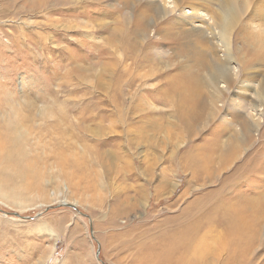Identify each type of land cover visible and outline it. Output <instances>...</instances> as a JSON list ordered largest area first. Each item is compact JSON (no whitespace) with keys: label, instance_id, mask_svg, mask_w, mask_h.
<instances>
[{"label":"rangeland","instance_id":"1","mask_svg":"<svg viewBox=\"0 0 264 264\" xmlns=\"http://www.w3.org/2000/svg\"><path fill=\"white\" fill-rule=\"evenodd\" d=\"M154 1L0 0V264H264V103L232 108V87L216 120L201 101L177 111L162 86L190 78L187 46L213 53L222 38L187 45L179 13ZM177 2L214 13L223 0ZM238 2L249 12L229 50L263 53L248 73L264 92V0ZM225 210L254 220L250 243L224 239Z\"/></svg>","mask_w":264,"mask_h":264},{"label":"bare ground","instance_id":"2","mask_svg":"<svg viewBox=\"0 0 264 264\" xmlns=\"http://www.w3.org/2000/svg\"><path fill=\"white\" fill-rule=\"evenodd\" d=\"M49 0H32V4L38 7H43L46 3H48ZM62 1V0H61ZM154 1V0H152ZM180 1V0H179ZM208 1V0H207ZM211 1V0H210ZM215 1V0H214ZM238 1L241 0H223V2H221V4L219 5L220 11H217L212 13L213 10H211L210 12H206L203 9V4L202 3H198L197 6H192V5H183V3L179 4L177 2V0H173V6L172 5H167L168 1L167 0H160V5L163 8V12L162 14H173L174 12H178L179 13V18H176L177 21L179 22V26L184 25L182 30H179L181 28H179L177 31L178 34L182 37L181 40H187V45L189 43V40L193 39L194 37L197 38V42L203 43V44H211L213 45L214 43V39L217 38V36H220L222 39V43L223 45H221L220 43H216L215 47H211L209 50L213 51V53L211 52H205L202 48L204 47H200L199 50H197L196 47L192 48L189 46L188 47V55H187V59L190 61H195L194 65H188V68H184V70H187L186 73L190 76V78H185L182 77L183 79H181L180 81H172V80H166V84L165 86H162V90L163 92L166 93V95H168L169 97H171L172 99H177L180 104L178 106L177 111L181 112V114L185 115V117L187 118V113H189L190 111V105L195 104V102H200L201 101V105L203 107V109L205 110V118L206 122H209L215 118L218 117V115H221L220 112V106L219 105L221 102H223V100H225V97L228 94V90H231L232 87L236 88L232 95L228 96V101L230 103V107L235 108V107H240V108H245V104L244 102H242L243 97L247 96L249 93H251V97L254 99L253 103L254 105H256V108H261V106L264 103V95L262 92V89H258L256 88V85L253 83V80L251 79L250 73H248L251 69H255V67L253 65V62L257 61L258 57L260 53L257 54L255 52H253V50L250 51L253 53L249 52V56H244L243 59H238V57H236L235 54L230 53V48L232 46V36H234V32L237 29V27L239 26V24L241 23L240 21L242 20L240 18V16L242 14H240L241 8H244L241 13L243 14H247L249 12V8L242 6V5H238L237 3H239ZM147 2V1H146ZM156 2V1H154ZM218 1H216L217 4ZM245 3V2H244ZM252 3V2H251ZM157 4V3H156ZM158 4V5H159ZM196 4V3H195ZM155 7V5H154ZM159 7V6H158ZM157 7V8H158ZM170 8V9H169ZM252 8V7H251ZM261 15V14H260ZM170 16V15H169ZM253 17V16H252ZM141 19V18H140ZM146 19V18H145ZM145 19H142V21ZM149 19V18H148ZM155 19V18H154ZM159 19V18H157ZM147 20V19H146ZM257 20V19H256ZM151 21V20H150ZM136 22H139L136 21ZM240 22V23H239ZM145 24V23H144ZM175 24V23H174ZM176 25V24H175ZM182 27V26H180ZM242 27V26H241ZM258 30H260V28L262 27L261 25H257L256 26ZM177 28V27H176ZM263 28V27H262ZM242 29V28H241ZM162 30V29H161ZM113 31V30H112ZM219 31V32H218ZM264 31V28H263ZM260 31H258L259 33ZM233 33V34H232ZM256 33V32H255ZM254 33V35H256ZM261 33V32H260ZM259 33V35H260ZM264 33V32H263ZM261 33V34H263ZM236 34V33H235ZM127 35V34H126ZM143 35V34H142ZM240 35V34H239ZM258 35V34H257ZM259 37V42H260V46H262L263 50H264V35H260ZM128 37V36H127ZM254 36H252L253 38ZM256 37V36H255ZM263 37V38H262ZM124 38V36H123ZM126 39V38H125ZM124 39V40H125ZM254 39V38H253ZM257 39V38H256ZM129 40V39H127ZM250 40V39H249ZM255 40V39H254ZM251 41V40H250ZM249 41V45L251 44ZM257 41V40H256ZM130 42V41H129ZM135 43V42H134ZM253 43V42H252ZM192 44V43H191ZM254 44V43H253ZM131 45V44H130ZM209 46V45H208ZM259 46V48H261ZM207 47V46H206ZM133 48V47H132ZM130 49V48H129ZM191 49H194V51H191ZM131 50V49H130ZM230 53V54H229ZM235 53V52H234ZM131 54V53H130ZM239 54V53H238ZM244 55V54H243ZM242 56V55H241ZM149 63V62H148ZM256 63V62H255ZM104 64V63H103ZM116 64V63H115ZM114 64V65H115ZM234 65H238L240 68L244 69L246 68V72L243 73L242 75L238 74V68L234 67ZM105 68V66H104ZM116 68V67H115ZM116 72V71H115ZM243 72V71H242ZM113 73V72H112ZM255 76H253L254 78ZM101 81V80H100ZM119 81V80H118ZM144 81V80H143ZM131 83V82H130ZM221 84H223L221 86ZM145 85V84H144ZM146 87V86H145ZM141 88V87H140ZM233 88V89H234ZM139 89V88H137ZM232 91V90H231ZM174 95V97H173ZM245 99V98H244ZM227 100V99H226ZM243 101H246L243 100ZM251 101V100H250ZM190 105H189V103ZM250 103V102H249ZM224 105V102H223ZM253 105V106H254ZM225 106V105H224ZM175 108V107H174ZM251 110L252 107H250ZM176 109V108H175ZM223 109V108H222ZM231 109V108H230ZM242 110V109H241ZM264 110V109H263ZM176 111V110H175ZM223 111V110H222ZM238 111V110H237ZM245 111V110H244ZM255 114L256 115H260L262 116L260 113L261 109H257V113H256V109H254ZM234 112V111H233ZM240 112V111H239ZM263 112V111H261ZM246 113V112H244ZM248 115L249 112L247 111ZM123 114V113H122ZM191 114H193V112H191ZM232 114V113H231ZM230 114V115H231ZM179 115V114H178ZM239 115V114H237ZM255 115V116H256ZM25 116V115H24ZM23 116V117H24ZM241 116V115H240ZM238 116V117H240ZM244 116V115H243ZM26 117V116H25ZM184 117V116H183ZM224 118L226 116H223ZM228 117V115H227ZM225 118V120L228 122V118ZM233 118V116H232ZM22 119V118H21ZM223 119V118H222ZM236 119V118H235ZM243 119V118H242ZM240 119V120H242ZM246 119V118H245ZM259 119V118H258ZM258 119L253 118L252 121L255 122L254 124H259L261 122L256 121ZM184 120V119H183ZM216 120V119H215ZM214 120V121H215ZM248 120H251L248 119ZM226 122V123H227ZM235 122V121H233ZM243 126H245L244 128L246 130H248V126H249V122L246 120H243ZM20 123V122H19ZM221 123V122H220ZM236 123V122H235ZM234 124V123H233ZM231 123V126L233 125ZM238 125H240V123H238ZM237 125V126H238ZM264 125V124H262ZM260 125V126H262ZM222 126V125H221ZM226 126V125H225ZM20 127V126H19ZM236 127V125H235ZM220 128V127H218ZM227 128V127H226ZM230 128V127H229ZM238 128L243 129L244 128L242 126H239ZM232 130V129H231ZM264 130V129H263ZM224 131V130H222ZM221 131V132H222ZM238 131V130H237ZM236 131V132H237ZM242 131V132H243ZM249 131V130H248ZM251 131V129H250ZM219 132V131H218ZM217 132V134H218ZM232 132V131H230ZM235 132V131H234ZM239 133V132H238ZM216 134V135H217ZM247 134V133H246ZM250 134V132H249ZM221 135V133H220ZM223 135V134H222ZM225 135V134H224ZM1 136V135H0ZM240 136V135H239ZM3 137V136H2ZM7 140L9 141L11 138V135L6 136ZM247 137V135H246ZM215 138V136H214ZM220 138V137H219ZM227 138V137H226ZM243 138V137H242ZM241 138V139H242ZM229 139V136H228ZM2 140V139H1ZM231 140H233V138L231 137ZM6 141V140H5ZM235 141V140H234ZM243 141V139H242ZM245 141V140H244ZM243 141V142H244ZM262 141V140H261ZM229 142V141H228ZM4 142H1L0 144V148L2 147L1 145ZM234 143V142H233ZM237 143V141H236ZM264 143V142H263ZM6 144V142H5ZM220 144V143H219ZM226 144V143H225ZM240 144V142H239ZM235 145V144H234ZM264 145V144H263ZM5 146V145H4ZM3 146V147H4ZM9 146V145H8ZM206 146V145H205ZM217 146V145H216ZM215 146V147H216ZM7 147V146H6ZM239 147V146H238ZM204 148V147H203ZM229 148V147H228ZM227 148V149H228ZM234 148V146H233ZM232 145H231V149ZM9 149V148H7ZM219 149V148H218ZM222 149V146H221ZM235 149V148H234ZM262 149V148H261ZM217 150V149H216ZM223 150V149H222ZM221 150V151H222ZM9 151V150H7ZM215 151V150H214ZM228 151V150H227ZM230 152V151H229ZM236 152V151H235ZM211 153V152H209ZM207 154V153H206ZM213 154V153H212ZM222 154H225L222 153ZM2 155V154H1ZM221 155V153H220ZM229 155V154H228ZM5 156V155H4ZM217 156V155H216ZM230 156L233 158V156L230 153ZM257 156V155H256ZM255 156V157H256ZM208 157V156H207ZM214 157V156H213ZM221 157V156H220ZM225 157V155L223 156V158ZM215 158H218L215 157ZM227 158V157H226ZM229 158V157H228ZM243 158V157H242ZM251 158V157H250ZM261 158V157H260ZM2 159V157H1ZM213 159V158H211ZM3 160V159H2ZM210 159L208 158H203V161L201 162L202 164H204V169L208 170L210 168ZM217 160V159H216ZM228 160V159H227ZM231 160V159H230ZM256 160V159H255ZM197 161V160H196ZM223 161V160H221ZM225 161V160H224ZM223 161V162H224ZM232 161H235L234 159ZM252 161V159H251ZM6 162V160H5ZM213 162V160H212ZM222 162V163H223ZM231 162V161H230ZM259 162H263V160L259 161ZM198 163V161H197ZM229 163V161H228ZM254 163V162H253ZM232 163L228 164L229 166ZM255 164V163H254ZM219 165V164H218ZM227 165V166H228ZM223 166V164L221 165ZM253 166V165H252ZM212 167V164H211ZM224 167V166H223ZM226 168V167H225ZM264 169L263 167H261L259 164L255 165L252 169V171H257V170H261ZM251 171V172H252ZM205 172V171H204ZM250 172V171H249ZM260 172V171H259ZM259 174V173H258ZM262 175V174H261ZM225 190V188H224ZM228 193V192H227ZM221 197V196H220ZM210 199V198H208ZM203 201V200H202ZM226 202V201H225ZM253 202V201H252ZM205 203V202H204ZM207 203V201H206ZM208 204V203H207ZM215 204V203H214ZM213 204V205H214ZM218 205V204H217ZM224 205V204H223ZM242 205V204H241ZM209 206V205H208ZM226 206V207H225ZM225 209L229 208L227 207V205H225ZM230 206V205H229ZM233 206V205H232ZM222 207V206H221ZM234 207V206H233ZM237 207V206H236ZM245 207V206H244ZM211 208V207H210ZM238 208V207H237ZM249 208V207H248ZM218 209V208H217ZM242 209V208H240ZM227 210V209H226ZM225 210V211H226ZM233 210V209H232ZM208 211V210H207ZM237 211V209H236ZM241 211V210H239ZM243 211V210H242ZM241 211V213H243ZM245 211V210H244ZM233 212V211H232ZM246 212V211H245ZM244 212V213H245ZM222 213V212H221ZM226 213L229 215L227 218H225V220H223L222 222L218 223L221 224L224 227V232L226 233L225 238L226 241L228 243H234V245L239 246L240 243L242 242H246V241H250L255 237V235L257 234L256 227L255 228H251V224L253 223L250 222L247 218V216L244 214L242 215H237L231 212H227ZM248 213V212H247ZM200 214V213H199ZM260 214V217H259ZM258 219L256 220V224L258 225L259 223H261L264 220V211H261V213H258ZM224 217V216H222ZM221 217V218H222ZM257 217V216H256ZM247 220V223H246ZM205 223L208 225L209 223H211V225H213L214 223V219H207L205 220ZM216 226V225H215ZM214 227V225H213ZM215 229V228H214ZM197 233V232H196ZM195 233V237H197ZM178 234V233H177ZM177 234H174L175 236ZM184 234V233H183ZM173 235V237H174ZM210 235V234H209ZM180 236V233H179ZM178 236V237H179ZM191 236V235H190ZM217 236V235H216ZM181 237V236H180ZM187 237V236H186ZM193 237V236H192ZM177 238V236H176ZM198 238V237H197ZM175 239V237L173 238ZM182 239V238H181ZM196 239V238H195ZM205 239V238H204ZM208 239V238H207ZM206 239V240H207ZM218 240V239H216ZM223 240V239H222ZM177 241V240H176ZM188 241V239H187ZM185 240V242H187ZM203 241V240H201ZM220 241V239H219ZM224 241V240H223ZM175 242V241H174ZM197 242V241H195ZM200 242V240H199ZM205 242V241H204ZM207 242V241H206ZM249 242V243H250ZM173 243V242H172ZM191 243V242H190ZM218 243V242H217ZM227 243V244H228ZM193 244V242H192ZM203 245V242H200L199 245ZM172 245V244H171ZM182 245V244H181ZM184 245V242H183ZM195 245V244H194ZM221 245V244H220ZM223 245V244H222ZM247 245V244H246ZM191 246V245H190ZM224 246V245H223ZM228 246V245H227ZM182 247V246H181ZM193 247V246H191ZM197 247V245H196ZM195 247V249H196ZM202 247V246H201ZM200 247V249L195 250V252L202 250ZM242 247V246H241ZM185 248V247H184ZM187 248V247H186ZM194 248V247H193ZM204 248V247H203ZM224 248V247H223ZM222 248V249H223ZM231 248H232V244H231ZM230 248V249H231ZM235 248V247H234ZM189 250V248L187 249ZM190 250H192V248H190ZM221 250V249H220ZM236 250V249H235ZM186 251V250H185ZM184 251V252H185ZM218 251V250H217ZM234 251V250H233ZM232 252V251H231ZM238 252V251H237ZM189 253V252H188ZM192 253V252H191ZM194 253V252H193ZM183 255V254H182ZM186 255V254H185ZM195 257V256H194ZM183 261V260H182ZM180 263H182L181 261H179ZM193 262V261H192ZM184 263V261H183ZM186 263V262H185ZM191 263V262H190ZM194 263V262H193Z\"/></svg>","mask_w":264,"mask_h":264},{"label":"water","instance_id":"3","mask_svg":"<svg viewBox=\"0 0 264 264\" xmlns=\"http://www.w3.org/2000/svg\"><path fill=\"white\" fill-rule=\"evenodd\" d=\"M62 206L73 208V209L77 210L79 213H81V212L77 209V207H76L75 205H71V204L63 203ZM81 214H82V213H81ZM15 215L19 217V214L15 213ZM25 219H32V218H31V217H26ZM91 231L94 232V231H93V226H92V225H91ZM99 253H100V249H98L97 256L99 255Z\"/></svg>","mask_w":264,"mask_h":264}]
</instances>
